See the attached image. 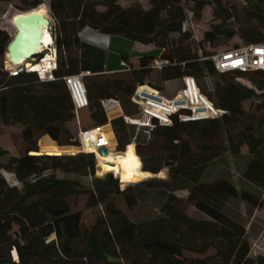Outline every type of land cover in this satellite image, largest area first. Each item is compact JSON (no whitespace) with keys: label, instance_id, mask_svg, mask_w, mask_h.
<instances>
[{"label":"trees","instance_id":"16d2710c","mask_svg":"<svg viewBox=\"0 0 264 264\" xmlns=\"http://www.w3.org/2000/svg\"><path fill=\"white\" fill-rule=\"evenodd\" d=\"M12 1L0 0V5ZM17 1L24 5L17 16L31 10L36 13L44 4L43 0ZM119 1L47 0L55 31L52 39L59 55L53 81H41L36 74L25 72L11 77L4 71L5 51L13 36L0 31V125L21 126V138L26 143L47 135L59 147H78L68 128L75 114L62 77L84 74L89 107L81 112L89 110L94 125L82 126L79 118L81 129L107 124L100 107L102 100L116 98L124 106L130 104L136 87L148 85L145 79L152 73L150 63L156 56H143L136 65L123 59L128 69L111 74L83 73L79 33L84 29L154 45L160 50L159 56L169 62L158 72L162 82L183 76H192L196 81L215 78L211 92L197 84L225 114L220 119L193 122L174 118L168 126L155 124L147 136L130 131L132 126L122 118H113L110 125L117 151H126L134 142L142 171L154 175L123 190L112 174L95 176L96 162L91 153L36 156L30 155L35 151L28 150L21 156H9L4 163L8 153L0 146V264H264L263 255L250 257L244 225L222 211L229 199L255 206L254 195L237 191L226 179L212 183L203 180L210 164L225 151L236 154L247 146L249 160L242 177L264 191V71L219 74L207 53L198 55L183 45L191 38L189 31L183 30L184 4H191L192 12L197 14L205 6H212L214 17L223 22L236 16L235 7H227L223 0H149L148 10L122 9ZM246 1L250 12H245L247 22L239 29L238 37L243 45L264 44V0ZM252 21L255 24H250ZM224 33L221 25H215L204 33L202 42L213 44ZM173 34L180 35L178 41L171 37ZM234 35L230 31L226 39ZM250 101L258 103L255 111L261 115H248L244 104ZM106 127L107 145L113 153L114 137L110 126ZM132 153L128 152L131 165H137ZM114 169L109 166L106 171ZM163 169L170 174L168 180L155 177ZM3 171L12 174L20 187L9 185ZM57 172L68 177L58 178ZM69 176L90 178V188L85 189ZM139 186L171 190L179 186L188 197L183 201L169 193L158 217L132 222L115 200L123 198L131 208ZM81 196H86L88 208H102L89 231L83 229L81 211L73 210L69 203L71 198ZM186 204L208 220L188 216ZM13 227L17 232L11 234ZM52 236L57 244L46 243ZM210 250L214 256L207 260L184 258L185 252L203 255Z\"/></svg>","mask_w":264,"mask_h":264},{"label":"rangeland","instance_id":"374dc122","mask_svg":"<svg viewBox=\"0 0 264 264\" xmlns=\"http://www.w3.org/2000/svg\"><path fill=\"white\" fill-rule=\"evenodd\" d=\"M43 2L44 4L41 6H44L46 12L45 16L51 20V26H52V19L50 17V14L46 6L47 0H43ZM223 2L226 3L227 7L229 6L235 7L237 11L235 13L236 16L226 20L225 22L221 21V19L219 18L214 17L213 15L214 7L212 6H205L202 9V11L197 14L192 12L193 6L191 4H184L186 10V19L184 22L185 27H183V30L189 31V33L191 34V38L188 41L184 42L183 45L190 47L192 53L195 52L198 55H201L202 52H205L209 57H211L216 53L224 52L230 49L239 48L243 46V42L238 37V33H239V29L247 22V14H245V12L247 11L250 12V10H248L249 8V6L247 5L248 2L246 0H223ZM118 5L122 9H127L131 7L132 8L140 7L142 10H148L149 0H120L118 2ZM23 7L24 5L17 0L9 3H3L0 5V31H4L8 33L10 36H13V34L16 31L15 22L16 19L19 17L16 15V13H22ZM28 15H31V13H26L22 16L27 17ZM250 24H255V22L252 21ZM215 25L222 26V30L225 31L224 35L221 38H219L217 42L213 44L203 43L202 41H203L204 33L209 31L211 27ZM51 26L49 28V32H51L50 34L52 36V33H54L55 31ZM230 31H233L235 35L232 37V39L228 40L226 39V35ZM171 37L175 41H178L180 35L173 34L171 35ZM105 45L106 44H104V46ZM46 53H50L51 55L55 54L57 59L56 62L59 63V55L54 42L53 45L49 47L47 51H44V53H42L36 59L38 60L39 57L43 56ZM4 61H5V57L3 62ZM105 77L110 78L111 76L105 75ZM215 81L216 79L213 77L212 78L206 77L197 82L198 84H201V86L205 87L208 92H211L213 90ZM237 81H240L241 83L244 84H248V82L245 79H239ZM145 84H148L153 87L161 88L160 91L162 92V95L166 98H172L174 95L177 94V92L181 88L180 80H175L167 83L162 82L158 76V73H153V72L145 79ZM257 105L258 103L256 101L246 102L244 104V109L248 113V115H258L259 112L255 111V109H257ZM124 106H125L124 110L126 114L135 115L136 111L132 107L131 103L125 104ZM89 115H90L89 110L83 111L79 114V118L82 126H85L88 123L94 125V123L90 120ZM259 115H261V113H259ZM108 125L110 126L109 123H107L104 126H108ZM68 128L71 134L77 138L79 127L75 119L68 124ZM110 128L115 142L112 152L115 154L124 153L126 155V158L123 166L125 168H128L129 165H131V158L129 157L127 150L124 152L117 151V140L115 137V133L114 130L112 129V126H110ZM104 129L107 133L109 132L108 127H105ZM129 130L134 131L135 134L136 133L142 134L143 136H147L148 132H150L149 129H145V128L137 129L136 127H132V128L130 127ZM21 131H22V127L19 125H12V126H7L3 124L0 125V146L8 153V156L3 160L4 163L7 161V158L9 156H21L28 150L36 151L37 147L39 146L38 144L40 140L43 137L47 136L44 135L39 139H36L35 142L26 143L21 138ZM73 148L79 149L80 147H73ZM79 153H84V152H82V150L79 149L75 153H71V154L68 153L66 155H75ZM135 156L139 159V157L136 154ZM94 159L96 162L95 176L97 178H104L107 174H112V176L115 179H117L120 185V190L125 189L129 185H135L146 180L144 179L137 183L123 184L119 180V172L115 167L114 170L106 171V169L109 166L105 163L104 164L98 163L95 156ZM248 160H249V153L247 146H242L239 152L236 154H233L229 151H225L222 154V156H220L217 160H215L212 164H210V166L207 168L203 176V180L205 182L212 183L219 179H226L232 185L235 186L237 191H246L254 195V197L256 198L257 205L255 206L244 203L238 199H229L226 201V203L223 205L222 208L224 214H226L231 219L236 220L237 222H240L241 224L244 225L247 238L250 243V257L254 258L257 255L264 256V242H263L264 191L257 190L251 184H249L243 179L242 174ZM56 174L57 177L61 179L68 177L58 172ZM2 175L4 176V178L6 179L9 185L20 187V183L15 179V177L12 174L3 171ZM69 177L82 183L85 189L90 188V183H91L90 178L81 177V176H69ZM152 177H154V175H152ZM155 177H157L158 179L168 180L170 178V174L167 169H163L159 173V175L157 174L155 175ZM169 193H172L175 197L183 201L188 197V192L180 188L179 186H177L176 189L174 190L169 189V187L153 189L144 186H139L134 191L135 203L131 208H128L126 206L123 198L116 199L115 204L129 217V219L132 222L146 221L156 218L160 215L161 206L164 204V202H166ZM86 199H87L86 196L71 198L69 200V203L72 206L73 210L81 211L83 229L89 231V229L94 225L98 213L102 212V208L99 207L88 208L86 206ZM185 209L188 216H190L193 219L208 220L207 216L197 211L190 204H186ZM16 232H17V228L13 227L11 234H14ZM51 241H54V243L57 244V240H55L53 236L50 237L46 241V243H49ZM213 256H214L213 250H210L209 252L203 255L191 254L187 252L184 253V258H186L187 260H194V259L207 260ZM10 257L12 261H15L13 260L12 253H10Z\"/></svg>","mask_w":264,"mask_h":264},{"label":"built area","instance_id":"2783aa9c","mask_svg":"<svg viewBox=\"0 0 264 264\" xmlns=\"http://www.w3.org/2000/svg\"><path fill=\"white\" fill-rule=\"evenodd\" d=\"M183 27H185V23ZM41 54L38 53L37 57ZM43 60L44 58L41 56L36 61L40 63ZM210 60L219 74L264 71V44L243 45L239 48L216 53L210 57ZM36 61H31L30 66L36 63ZM121 65L123 69H128L126 63L122 62ZM30 66L26 67L25 64H20L18 66L6 67L3 64V70L8 72L11 77H15L22 72L34 73L30 71ZM166 66H169V62L160 56L153 59L150 63V69L153 73L160 72ZM56 69V56L53 54L49 65L34 74L41 81H53ZM83 76L84 74L65 76L61 79L70 95L75 114L74 119L79 127L76 138L78 147L84 153H90L88 152L89 150L97 152L99 149H104L109 153L107 137L103 131V126H93L88 129L80 128L79 113L89 107L87 92L82 80ZM180 83V90L172 98L164 97L160 90L148 85L136 87L130 98V103L136 111L135 115L126 114L123 104L116 98L102 100L100 107L109 124L113 118L118 117L122 118L123 122L128 126L149 130H152L155 124L160 126L171 125L174 118H177L181 122H193L220 119L225 114L222 110L217 109L200 91L194 77L183 76L180 79ZM115 114L118 115L116 116ZM132 145L135 147L134 142ZM91 154L96 158V153Z\"/></svg>","mask_w":264,"mask_h":264},{"label":"crops","instance_id":"0c3cea01","mask_svg":"<svg viewBox=\"0 0 264 264\" xmlns=\"http://www.w3.org/2000/svg\"><path fill=\"white\" fill-rule=\"evenodd\" d=\"M79 40L82 69L86 74L115 73L123 69V59H126L128 64L136 65L143 56L160 55V50L154 45H143L120 36L103 35L89 29L79 33Z\"/></svg>","mask_w":264,"mask_h":264},{"label":"bare ground","instance_id":"6f19581e","mask_svg":"<svg viewBox=\"0 0 264 264\" xmlns=\"http://www.w3.org/2000/svg\"><path fill=\"white\" fill-rule=\"evenodd\" d=\"M36 13H38L41 16L46 17L45 16L46 12H45L44 6L40 7L36 11ZM50 33L51 32H49V28L43 29V35L41 38L42 39L41 47L37 50V53H44V51H47L49 49V47L52 46L53 39H52V36ZM42 58H44V60L42 62L39 63L38 61H36V63H34L30 66L31 72L36 73L38 71H41L42 68L47 67V65H49V61L52 60L53 55H51L50 53H46L42 56ZM5 60H6L5 66L11 67V65L8 63V56H5ZM26 63H28V62L27 61H20L18 63V65L26 64ZM115 115L117 116L118 114H115ZM105 127L106 126H103V131L106 134V131L104 129ZM106 137H107V135H106ZM107 143H108V141H107ZM38 145L40 148V153L51 154V155L68 154V153L71 154V153H75L76 151H78L80 149V148L77 149V148H73V147H59L53 141H51V139L47 136L43 137L40 140ZM134 149H135L134 146L132 144H130V146L127 148V152L131 151V152L135 153ZM88 152L96 153V159H97L98 163H100V164L105 163L108 166L115 167L119 172V180L123 184L137 183L139 181H142L144 179L152 177V174L142 171L141 161L135 156V154H132V156H133L134 163L137 165H130L128 168H125L123 166L125 158H126V155L124 153L115 154V153L109 152L106 157H102L94 150H89Z\"/></svg>","mask_w":264,"mask_h":264},{"label":"water","instance_id":"95a60500","mask_svg":"<svg viewBox=\"0 0 264 264\" xmlns=\"http://www.w3.org/2000/svg\"><path fill=\"white\" fill-rule=\"evenodd\" d=\"M30 13L31 15L28 17L20 15L16 19V31L13 34L11 42L8 44L5 54V56H8V63L11 66H18L20 61H27L28 63L25 66L29 67L31 61H36L38 55L37 50L41 47L43 29L50 28L51 26V20L48 17L41 16L38 13H32V10ZM3 63L6 64V60ZM51 141L53 140L51 139ZM54 143L57 145L56 142ZM97 153L102 157H106L108 154L104 149H99ZM30 155L64 156L66 154L51 155L40 153L38 146L37 150L31 152Z\"/></svg>","mask_w":264,"mask_h":264}]
</instances>
